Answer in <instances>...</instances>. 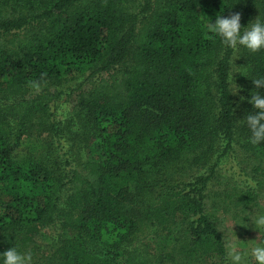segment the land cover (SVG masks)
Segmentation results:
<instances>
[{
  "label": "trees",
  "instance_id": "16d2710c",
  "mask_svg": "<svg viewBox=\"0 0 264 264\" xmlns=\"http://www.w3.org/2000/svg\"><path fill=\"white\" fill-rule=\"evenodd\" d=\"M237 12L246 26L264 0H0V252L30 251L32 264H226L207 208L251 223L264 188V143L242 121L252 92L264 94L251 80L264 76V50L226 49L205 26ZM238 52L246 71L233 89ZM76 75L62 120L27 101L32 82ZM33 132L40 155L16 158ZM236 146L243 187L211 191ZM53 224L45 253H32Z\"/></svg>",
  "mask_w": 264,
  "mask_h": 264
},
{
  "label": "rangeland",
  "instance_id": "374dc122",
  "mask_svg": "<svg viewBox=\"0 0 264 264\" xmlns=\"http://www.w3.org/2000/svg\"><path fill=\"white\" fill-rule=\"evenodd\" d=\"M245 67L243 68V64L241 62L239 52L234 57L232 62V88L236 89L239 85V82L242 80V77L245 74ZM80 77L76 75L73 79L59 85L57 87H48V88H39V90H35L32 88L29 92V95L26 97L27 101L36 100L39 103L45 104L49 109L54 110L55 115L62 120V114L66 111H70L73 106V101L75 94L77 93L76 89L80 84ZM52 94L50 96V94ZM0 107H6L5 103L0 100ZM16 106H12L11 108H15ZM22 109L18 108L17 113L20 114ZM38 132H33L28 139H23L22 146L16 148L14 150V156L16 158L23 157L28 154L39 156V151L42 147H40ZM43 137H49L45 134ZM67 140V139H66ZM74 143V142H73ZM65 147H68L69 141H64ZM74 146V145H73ZM235 155L230 156L227 155L224 157L218 165L216 170L215 177L211 180L210 189L213 192H217L225 187L226 183L228 185H234L236 187H243L242 180L244 179L243 175H238L240 169L244 167L243 160L245 161L246 155L243 151L236 146L235 147ZM63 152V151H60ZM73 153L69 152L68 154L73 158ZM82 153V152H81ZM83 154V153H82ZM62 156V155H61ZM70 160V158H68ZM84 160V159H82ZM75 168L78 169L79 172L84 170V165H82L81 160L76 162L75 161ZM188 167V166H187ZM185 167V168H187ZM238 168V170H236ZM201 169V168H200ZM200 169L198 171H200ZM192 172H198L197 167H192ZM190 171L187 169L182 170L181 174L183 173L184 176H187ZM193 174V173H192ZM249 181V180H247ZM249 184H253V182L249 181ZM260 193V203L259 209L252 214L251 218H253L258 213H264V188H262ZM259 191V192H260ZM209 212L214 213L217 215V227L221 234L223 235L224 244L226 243H237L244 247H250L255 241H259L261 232L258 233L256 229L252 226V223H245L242 224L235 220L231 215H222L219 211H215L213 207L207 208ZM149 230L141 228L139 230V239L143 241H147L150 237L148 233ZM58 233V229L56 225L50 226L48 229L43 231L35 240L34 245L32 246V253L39 252L38 255H43L51 242V236L55 237ZM255 240V241H253Z\"/></svg>",
  "mask_w": 264,
  "mask_h": 264
},
{
  "label": "clouds",
  "instance_id": "9594fccd",
  "mask_svg": "<svg viewBox=\"0 0 264 264\" xmlns=\"http://www.w3.org/2000/svg\"><path fill=\"white\" fill-rule=\"evenodd\" d=\"M205 26L214 38H219L221 45L226 49H245L251 53L264 50V18L259 15L243 27L238 12L227 17L217 15L214 22H209L208 19ZM251 80L256 88H264V76ZM31 87L38 91L40 85L38 82H32ZM248 103L254 111L248 113L242 121L250 132V143L258 145L264 143V94L252 92ZM251 223L258 233L264 231V213L256 214ZM225 260L226 264H264V239L255 241L250 247L226 243ZM0 264H32V254L30 251L21 252L17 247L11 246L0 252Z\"/></svg>",
  "mask_w": 264,
  "mask_h": 264
}]
</instances>
